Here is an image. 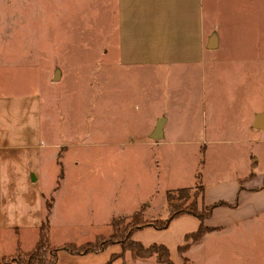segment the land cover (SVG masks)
I'll return each instance as SVG.
<instances>
[{
    "label": "rangeland",
    "instance_id": "374dc122",
    "mask_svg": "<svg viewBox=\"0 0 264 264\" xmlns=\"http://www.w3.org/2000/svg\"><path fill=\"white\" fill-rule=\"evenodd\" d=\"M239 2L245 15L256 5L260 67L255 86L263 107L264 0ZM117 6V0H0V264H21L13 260L18 246L23 255L30 252L48 221L52 250L59 251L56 264H166L156 256L134 257L123 240L112 237L115 227L131 223L137 228L169 220L185 206L197 205L200 211L221 201L227 205L215 207L206 223L223 227L189 241L183 252L178 247L185 233L199 222L192 215L177 216L166 229L144 228L133 238L166 244L174 264H264L263 132L261 141L249 144L258 156L250 168L231 166L242 160L237 144L214 145L206 164L188 145L171 154L112 144L128 141L118 131L137 111L128 99L131 110L121 112L120 124L109 122L115 114L109 101L125 98L114 86L139 85L137 77L120 80L112 70L109 80L108 69L101 73L116 52ZM249 31L244 26L238 33ZM250 111L247 107L246 118ZM231 180L238 181L233 190ZM200 185L205 204L200 192L191 191ZM248 186L255 189L247 191ZM89 241L100 249L87 254L70 249ZM45 258L48 252L31 264H47Z\"/></svg>",
    "mask_w": 264,
    "mask_h": 264
},
{
    "label": "crops",
    "instance_id": "0c3cea01",
    "mask_svg": "<svg viewBox=\"0 0 264 264\" xmlns=\"http://www.w3.org/2000/svg\"><path fill=\"white\" fill-rule=\"evenodd\" d=\"M117 2L116 52L109 55L108 68L104 66L101 73L108 69L109 80L113 77L109 74L112 70L120 80L137 77L139 85L114 86L124 92L125 98L118 99L116 104L109 101L110 110L115 112L109 122L120 124L121 112L131 110L128 99L135 102L137 111L133 118H127L125 128L118 131L128 141L114 140L112 144L167 149L171 154L178 146L188 145L193 155L204 161L214 145L228 149L237 144L242 149V160L231 166L246 164L250 168L258 156L253 155L249 144L261 141L264 133V106L255 86L260 67L255 3L252 13L245 15L239 0L232 4L224 0ZM244 26L251 29L247 35L238 33ZM247 107L251 111L246 118ZM238 138L241 142L235 140ZM249 177L246 175L244 180ZM228 184L233 190L238 181L231 180ZM183 190L188 193L187 188ZM191 191L200 192L205 204V187L200 185ZM251 209L254 206L249 215L254 212ZM134 215L140 214L137 211ZM188 215L191 216H181L194 219ZM198 221L193 231L199 228ZM208 222V226L223 227ZM193 231L185 233V237ZM185 237L181 245L186 243Z\"/></svg>",
    "mask_w": 264,
    "mask_h": 264
},
{
    "label": "trees",
    "instance_id": "16d2710c",
    "mask_svg": "<svg viewBox=\"0 0 264 264\" xmlns=\"http://www.w3.org/2000/svg\"><path fill=\"white\" fill-rule=\"evenodd\" d=\"M255 189V188H254ZM218 205H227L226 202H216L211 205H205L202 210H197V205L185 206L180 208L179 210L175 211L172 217L169 220H164L160 222H147L138 225L137 228L131 226V223L126 225H121L120 227H115L114 233L112 237H118L120 241H124V249L128 250L132 253L134 257L140 258H149L152 256H156L158 261L161 263L166 264H174L171 258V250L166 244L162 243H153L149 246L145 245L140 240H135L133 238L134 234L144 228L148 227H155L156 229H166L169 227L171 221L180 216L182 214H191L197 217L200 220V226L196 231L188 233L186 235V244L179 246V251L183 252L185 249L189 247V241L195 242L200 240L207 231H209L212 227L206 224V220L211 217L213 210ZM39 239L36 242L34 248L23 255L21 253V247L18 246V254L13 257V260L20 262L21 264H31V263H38L36 260L39 259L44 253H49L50 258L47 259V264H56L58 253L56 250H52L51 246V226L50 222L43 223L42 228H40ZM68 245V244H66ZM21 246V245H20ZM80 246V245H79ZM94 244V242H88L80 247H70L73 253H80V254H87L92 253L94 251H98L100 248ZM65 248V247H64ZM58 249V248H56ZM69 249V248H68ZM81 251V252H80ZM22 254V255H21ZM40 264H44L43 261Z\"/></svg>",
    "mask_w": 264,
    "mask_h": 264
},
{
    "label": "water",
    "instance_id": "95a60500",
    "mask_svg": "<svg viewBox=\"0 0 264 264\" xmlns=\"http://www.w3.org/2000/svg\"><path fill=\"white\" fill-rule=\"evenodd\" d=\"M57 78H58V73L55 75L54 79L57 80Z\"/></svg>",
    "mask_w": 264,
    "mask_h": 264
}]
</instances>
